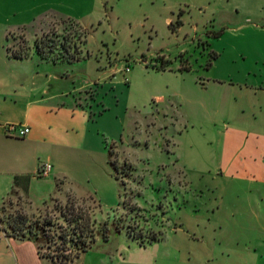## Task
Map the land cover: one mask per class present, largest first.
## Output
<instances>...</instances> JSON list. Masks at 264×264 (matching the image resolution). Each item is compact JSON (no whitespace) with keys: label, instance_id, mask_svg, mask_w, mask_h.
<instances>
[{"label":"rangeland","instance_id":"obj_1","mask_svg":"<svg viewBox=\"0 0 264 264\" xmlns=\"http://www.w3.org/2000/svg\"><path fill=\"white\" fill-rule=\"evenodd\" d=\"M75 24L79 59L44 66L50 94L62 95L53 103L65 104L53 119L76 148L61 173L8 195L5 213L41 218L52 199H72L96 228L107 223V240L96 235L88 250L143 248L132 226L159 238L144 248L161 264H179L173 251L181 264H253L251 247L264 250V178L253 140L230 129L256 119L253 97L237 90L264 87V0H2L0 51L5 29L10 53L27 59L45 34L74 41ZM98 259L89 251L71 264Z\"/></svg>","mask_w":264,"mask_h":264},{"label":"crops","instance_id":"obj_2","mask_svg":"<svg viewBox=\"0 0 264 264\" xmlns=\"http://www.w3.org/2000/svg\"><path fill=\"white\" fill-rule=\"evenodd\" d=\"M10 11L13 12V9ZM9 34V31L3 30L5 45L0 51V206L12 192L22 198L20 191H28L30 182L37 176V171L43 164L51 166L49 173L52 176L61 173L75 147L68 142L70 140L67 137L64 140L60 136V124L53 119L65 104L53 103L62 95L50 94L51 79L46 75L47 66L44 65L52 63L40 61L35 56L24 60L10 58L6 53ZM244 88V91L238 89L237 94L241 98L253 97L252 107L256 119L252 124L242 120L230 132L237 133V139L242 142L253 140L254 159L259 164L256 174L264 178V87L245 84ZM245 100L244 105L251 104ZM72 113L73 116L76 115L75 110ZM62 120L63 126L69 122L66 115ZM9 125L25 127L28 132L23 137L16 133L8 134L5 127ZM89 251L99 255L100 264H161L164 261L157 254L155 246L128 247L115 241L111 246L96 245L79 257L84 260ZM251 252L255 255L258 253L253 264H264V250L251 247ZM174 253L175 260L181 264L180 255H177L179 251H173ZM47 262L51 263L49 259L38 256L33 242L6 237L0 231V264H48ZM209 262L210 260H194V264ZM79 264L84 263L81 261Z\"/></svg>","mask_w":264,"mask_h":264},{"label":"trees","instance_id":"obj_3","mask_svg":"<svg viewBox=\"0 0 264 264\" xmlns=\"http://www.w3.org/2000/svg\"><path fill=\"white\" fill-rule=\"evenodd\" d=\"M75 27L78 34L74 41L72 37L63 36L59 40L56 36L50 37L48 34L36 39L33 42L35 57L52 64L71 63L78 60L79 45L84 44L85 33L76 24ZM221 33V31L217 32L214 37H219ZM6 53L10 58L17 60H24L27 56L22 50L10 53L8 47ZM211 58L215 59L216 55L212 53ZM108 164L112 166V163L108 162ZM112 168L115 169L114 166ZM87 200L94 202L91 197ZM51 202V210L46 211L44 207V215L34 219L17 209L5 213L6 208L3 202L0 206V231L6 237L33 242L36 245L38 256L49 259L52 264H71L95 243L96 235H99L103 242L107 240V223L103 222L96 228L94 220H91L88 214L84 215L75 208L74 200L67 199L63 206L59 205L55 199ZM8 205L11 206L10 203ZM128 209L132 211L133 207H128ZM114 225L116 232L119 231L120 226L123 227L119 223H114ZM124 228L132 239L138 241L140 247L159 241L154 234L143 238L140 231L135 232L134 227L125 226ZM42 247L46 249L44 252H40Z\"/></svg>","mask_w":264,"mask_h":264},{"label":"built area","instance_id":"obj_4","mask_svg":"<svg viewBox=\"0 0 264 264\" xmlns=\"http://www.w3.org/2000/svg\"><path fill=\"white\" fill-rule=\"evenodd\" d=\"M6 133H16L17 136L23 137L24 135L27 134L28 129L22 126H17V125H9L5 127ZM51 169V166L48 164H43L37 171V176L38 177H45L48 175L49 171Z\"/></svg>","mask_w":264,"mask_h":264}]
</instances>
